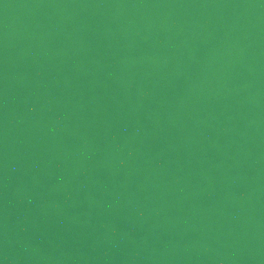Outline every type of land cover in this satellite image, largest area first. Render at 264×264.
Listing matches in <instances>:
<instances>
[{
  "label": "water",
  "instance_id": "1",
  "mask_svg": "<svg viewBox=\"0 0 264 264\" xmlns=\"http://www.w3.org/2000/svg\"><path fill=\"white\" fill-rule=\"evenodd\" d=\"M0 264H264V0H0Z\"/></svg>",
  "mask_w": 264,
  "mask_h": 264
}]
</instances>
